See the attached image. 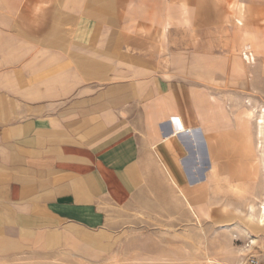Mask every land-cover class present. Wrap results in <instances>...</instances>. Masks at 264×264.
Masks as SVG:
<instances>
[{"label":"crops","instance_id":"0c3cea01","mask_svg":"<svg viewBox=\"0 0 264 264\" xmlns=\"http://www.w3.org/2000/svg\"><path fill=\"white\" fill-rule=\"evenodd\" d=\"M158 2L0 0V258H89L100 241L89 236L165 187L206 210L195 197L210 188L211 140L230 124L212 84H245L264 109V0L172 1L173 29L187 3L188 31L198 25L205 44L173 49L171 70L159 54ZM229 3L247 9L230 26L229 45L253 57L242 70L221 40L212 50L216 32L228 34ZM256 123L259 134L258 114ZM257 165L255 218L264 143Z\"/></svg>","mask_w":264,"mask_h":264},{"label":"rangeland","instance_id":"374dc122","mask_svg":"<svg viewBox=\"0 0 264 264\" xmlns=\"http://www.w3.org/2000/svg\"><path fill=\"white\" fill-rule=\"evenodd\" d=\"M172 1L178 0H162L155 5L160 13L165 12V19L160 22L161 32L164 26H168L162 41L157 42L168 70H171L170 57L177 46L186 50L191 38L198 48L205 44L203 32L197 31L198 25L195 33L188 31L187 3L180 4L179 8L185 23L173 29L170 18ZM227 7L231 14L226 20L228 34L220 37L217 31L212 50L213 54L218 53L221 40L224 52L233 55L234 69L242 70V48L237 54L229 45L230 26L236 24L235 12L245 14L247 9L246 5L236 3H229ZM240 20L244 25L247 23L243 18ZM213 25L219 27L218 23ZM248 44L252 45V41L244 46ZM246 66L251 68V65ZM212 90L223 99L230 124L211 140L214 154L211 156L210 188L206 189L205 196L195 197L198 207L206 210L194 211L195 216L176 190L165 187L160 190V197L149 196L137 210L121 212L116 228L89 236L100 239L93 243L94 252L89 258L57 251L46 255L31 252L6 255L0 258V264H236L250 239L254 241L255 238L257 245L264 248V220L249 216V204H253L257 211L262 199L254 194L260 175L257 156L264 143V127L259 137L256 123L257 109L261 104L252 99L254 95L245 84L217 81L212 84ZM258 145L260 151H257ZM220 225L227 229H220Z\"/></svg>","mask_w":264,"mask_h":264},{"label":"built area","instance_id":"2783aa9c","mask_svg":"<svg viewBox=\"0 0 264 264\" xmlns=\"http://www.w3.org/2000/svg\"><path fill=\"white\" fill-rule=\"evenodd\" d=\"M246 62H251L253 57L249 51L243 53ZM244 253L236 264H264V248L257 245L256 241L250 239L244 246Z\"/></svg>","mask_w":264,"mask_h":264},{"label":"bare ground","instance_id":"6f19581e","mask_svg":"<svg viewBox=\"0 0 264 264\" xmlns=\"http://www.w3.org/2000/svg\"><path fill=\"white\" fill-rule=\"evenodd\" d=\"M183 6V5H182ZM168 28V26H164L163 28H162V33H164V32H166V29ZM244 53V52H243ZM243 58V57H242ZM244 59V58H243ZM258 118H259V135L261 136V134H262V131H263V127H264V109H261L260 111H259V113H258ZM182 130V129H181ZM192 130V129H191ZM190 131V130H189ZM188 131V132H189ZM194 137V136H193ZM198 152V151H197ZM161 162V161H160ZM185 164H186V166H188V160H186L185 161ZM165 168V167H164ZM168 173V172H167ZM175 184V183H174ZM180 195H182V197L185 199V201H186V203H187V205L191 208L192 206L191 205H189V203H188V201H187V199L185 198V196L181 193ZM249 208H250V215H252L251 216V218H255V214H254V212H253V208L252 207H250L249 206ZM191 210H192V208H191ZM194 212V211H193ZM195 216H196V213L194 212L193 213ZM257 219H259V220H264V209H261V211L259 212V216L257 217ZM220 229H227V227L226 226H224V225H220ZM254 241H255V238H254Z\"/></svg>","mask_w":264,"mask_h":264}]
</instances>
